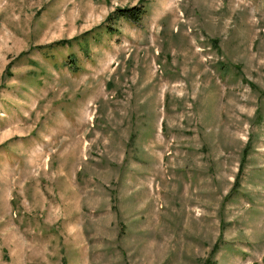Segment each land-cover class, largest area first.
I'll list each match as a JSON object with an SVG mask.
<instances>
[{"label": "rangeland", "instance_id": "rangeland-1", "mask_svg": "<svg viewBox=\"0 0 264 264\" xmlns=\"http://www.w3.org/2000/svg\"><path fill=\"white\" fill-rule=\"evenodd\" d=\"M0 264H264V0H0Z\"/></svg>", "mask_w": 264, "mask_h": 264}, {"label": "trees", "instance_id": "trees-1", "mask_svg": "<svg viewBox=\"0 0 264 264\" xmlns=\"http://www.w3.org/2000/svg\"><path fill=\"white\" fill-rule=\"evenodd\" d=\"M142 9H143L142 6H140V7H137V6H131V7L122 6V7H118L117 10L113 11L112 13L118 12V15H127L130 18H134L135 20H137L139 18V15L142 12ZM112 13L108 17H111ZM135 16H137V17L135 18ZM59 42H60V40H59ZM236 183H237V181H236ZM216 244L217 243H215L214 248L216 247Z\"/></svg>", "mask_w": 264, "mask_h": 264}]
</instances>
